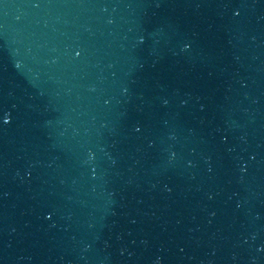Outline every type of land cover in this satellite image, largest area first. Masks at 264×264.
Segmentation results:
<instances>
[{
    "label": "water",
    "instance_id": "water-1",
    "mask_svg": "<svg viewBox=\"0 0 264 264\" xmlns=\"http://www.w3.org/2000/svg\"><path fill=\"white\" fill-rule=\"evenodd\" d=\"M0 203L76 264H264V0H0Z\"/></svg>",
    "mask_w": 264,
    "mask_h": 264
}]
</instances>
